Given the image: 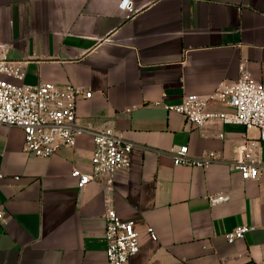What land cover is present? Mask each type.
<instances>
[{"label": "crops", "instance_id": "obj_1", "mask_svg": "<svg viewBox=\"0 0 264 264\" xmlns=\"http://www.w3.org/2000/svg\"><path fill=\"white\" fill-rule=\"evenodd\" d=\"M122 1L0 0V44L9 60L25 63L23 83L91 92L76 103L78 126L110 128L134 146L111 186L93 181L80 191L71 172L90 171L91 135L37 158L23 152L21 130L0 125V264H107L108 204L139 235L126 264L263 263L264 145L258 180L231 168L256 130H197L164 106L210 96L236 81L243 63L264 83V0H126L133 14L118 9ZM209 110L229 111L220 102ZM182 146L190 159L213 152L219 161L174 166L172 152ZM217 195L226 200L210 204ZM238 226L256 230L228 243Z\"/></svg>", "mask_w": 264, "mask_h": 264}, {"label": "built area", "instance_id": "obj_2", "mask_svg": "<svg viewBox=\"0 0 264 264\" xmlns=\"http://www.w3.org/2000/svg\"><path fill=\"white\" fill-rule=\"evenodd\" d=\"M118 9L128 14L134 12L132 4L126 0L118 5ZM2 48L0 44V125L21 130L23 152L37 158H49L64 149H72L78 136L91 135L94 149L90 159V171L83 173L73 169L71 177L77 180L80 191L93 181H101L111 186L116 172L128 170L130 167L133 144L110 128L96 132L80 128L76 118V103L80 99H90L91 92L72 85H25V63L9 60ZM211 102H220L229 111L209 110ZM164 109L183 116L197 130L209 123L254 128L257 136L244 139L236 148V158L231 168L239 172L244 181L259 179V155L261 146L264 145V83L253 80L244 63L239 68L236 81L219 83L210 96L186 95L179 104L164 106ZM218 137L222 138L223 135L219 134ZM217 161L219 156L213 152L200 159H190L186 146L172 152L174 166L206 169ZM2 177L0 174V179ZM225 200L221 195L209 199L212 205ZM5 221V208L0 204V224ZM104 222L106 263L126 264L139 251V235L133 222L120 220L109 204L106 206ZM255 230L254 226H238L225 238L231 244ZM261 230L264 244V227ZM146 233L152 241H156L151 228H147Z\"/></svg>", "mask_w": 264, "mask_h": 264}]
</instances>
